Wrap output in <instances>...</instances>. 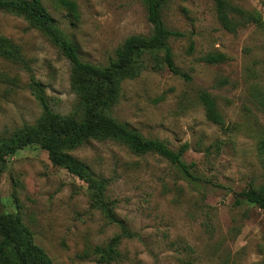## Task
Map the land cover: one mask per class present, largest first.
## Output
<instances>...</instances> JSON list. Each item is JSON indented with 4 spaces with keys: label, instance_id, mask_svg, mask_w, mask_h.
Listing matches in <instances>:
<instances>
[{
    "label": "rangeland",
    "instance_id": "rangeland-1",
    "mask_svg": "<svg viewBox=\"0 0 264 264\" xmlns=\"http://www.w3.org/2000/svg\"><path fill=\"white\" fill-rule=\"evenodd\" d=\"M81 57L106 64L131 35L152 33L144 0H73L77 13L59 0H42ZM264 16V0H226ZM234 31L218 16V0H167L166 26L175 65L162 51L144 53L145 70L124 80L109 113L145 138L187 144L184 161L194 177L158 153L136 154L114 139H92L69 150L97 176L111 180L122 226L92 200L88 185L54 166L39 144L7 157L0 180V212L17 213L54 264H264V31L260 21L240 19L227 8ZM0 37H8L23 60L0 55V135L35 124L43 108L31 88L39 81L53 110L70 114L79 98L69 59L23 15L0 10ZM222 53L209 63L205 56ZM212 94L224 117L207 116L201 92ZM249 199L237 204L238 193ZM121 234L117 254L101 252Z\"/></svg>",
    "mask_w": 264,
    "mask_h": 264
},
{
    "label": "trees",
    "instance_id": "trees-1",
    "mask_svg": "<svg viewBox=\"0 0 264 264\" xmlns=\"http://www.w3.org/2000/svg\"><path fill=\"white\" fill-rule=\"evenodd\" d=\"M74 14L77 4L73 0H59ZM148 8V20L153 26L149 35L134 34L129 36L118 49L116 57L106 64H95L81 57L78 46L70 41L57 26L42 0H0V10H10L25 16L30 23L43 31L69 59L72 67V88L79 101L70 114L56 112L51 107L42 84L32 77L31 88L42 105L43 112L35 124H24L14 132L0 135V180L7 167V157L18 150L37 143L48 152L54 166L66 168L77 175L88 185L93 203L105 216L127 229L123 220L117 217L115 206L117 200H108L106 191L111 180L97 176L87 165L69 153L92 139H114L120 141L136 154L155 152L179 166L183 172L194 177L191 165L184 161L188 145L182 144L174 149L159 138H145L127 124L116 120L109 109L117 100L124 80L135 79L145 70L142 59L144 53H164L168 68L176 74H182L175 65L170 38L183 35L180 31L168 28L162 17V8L167 0H144ZM237 12L240 19L260 21L264 31L263 19L255 12L230 5L226 0H218V16L225 28L234 31L227 8ZM20 50L8 37H0V55L15 61L23 60ZM209 63L225 60L222 53H209L205 56ZM188 79V74H182ZM201 100L207 116L217 124H223L224 117L220 112L215 97L209 92H201ZM264 153V142L261 144ZM247 190L238 193L236 203L241 204L249 199ZM264 211V197L257 200ZM121 234L113 237L108 246L98 249L103 261L116 256V247ZM0 264H54L47 252L34 240L32 230L24 224L17 213L0 212Z\"/></svg>",
    "mask_w": 264,
    "mask_h": 264
}]
</instances>
